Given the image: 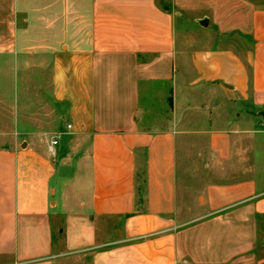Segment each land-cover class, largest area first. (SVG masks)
<instances>
[{"label": "crops", "instance_id": "0c3cea01", "mask_svg": "<svg viewBox=\"0 0 264 264\" xmlns=\"http://www.w3.org/2000/svg\"><path fill=\"white\" fill-rule=\"evenodd\" d=\"M2 68L0 264H264V0H0Z\"/></svg>", "mask_w": 264, "mask_h": 264}, {"label": "rangeland", "instance_id": "374dc122", "mask_svg": "<svg viewBox=\"0 0 264 264\" xmlns=\"http://www.w3.org/2000/svg\"><path fill=\"white\" fill-rule=\"evenodd\" d=\"M221 42L223 44H228L229 38H221ZM19 72H20V76L23 77L24 74L22 72V69H20ZM7 76H9V74L6 72V69L4 68L0 69V77L5 80ZM11 86L12 85H7L5 83L0 84V147L12 146L15 144V141L17 139H21L22 137V135L19 133L20 131L17 129L16 126L17 124H21L23 117L19 114L13 113L14 110L12 109L13 103L11 101L12 98ZM205 90L206 92L211 91L214 92V94L218 95L222 91V88L220 85H206ZM35 94L37 93L35 92ZM207 102L208 101H205V104ZM31 105H32L31 113L33 114L30 115V117H28L27 119L31 124L32 123L36 124L38 118V116H36L37 107H38L37 101H34ZM221 107L223 110L228 108V106H226V104L224 103V100H222ZM223 115H225L224 111H223ZM227 115L228 113L226 114V116ZM186 117L188 119H185V121L187 120V123H190V125H195L197 120L199 119L196 116V114H192V113L190 115H187ZM223 124L224 123H222L221 126H224ZM82 141L83 140L77 141V147L73 152L75 157L81 156L82 151L85 149L83 147L84 142L82 143ZM262 249H263L262 252L264 254V247H262Z\"/></svg>", "mask_w": 264, "mask_h": 264}, {"label": "built area", "instance_id": "2783aa9c", "mask_svg": "<svg viewBox=\"0 0 264 264\" xmlns=\"http://www.w3.org/2000/svg\"><path fill=\"white\" fill-rule=\"evenodd\" d=\"M71 127H72V125L68 124V128H71ZM58 142H59L58 139H53L51 145L54 147V146H56L58 144ZM50 149H51V152H52L53 151L52 148H50Z\"/></svg>", "mask_w": 264, "mask_h": 264}, {"label": "water", "instance_id": "95a60500", "mask_svg": "<svg viewBox=\"0 0 264 264\" xmlns=\"http://www.w3.org/2000/svg\"><path fill=\"white\" fill-rule=\"evenodd\" d=\"M207 22V21H206ZM207 24V23H206Z\"/></svg>", "mask_w": 264, "mask_h": 264}]
</instances>
